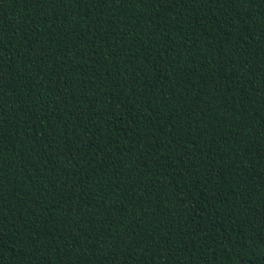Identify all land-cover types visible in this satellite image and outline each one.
Returning a JSON list of instances; mask_svg holds the SVG:
<instances>
[{"label": "trees", "instance_id": "obj_1", "mask_svg": "<svg viewBox=\"0 0 264 264\" xmlns=\"http://www.w3.org/2000/svg\"><path fill=\"white\" fill-rule=\"evenodd\" d=\"M0 264H264V0H0Z\"/></svg>", "mask_w": 264, "mask_h": 264}]
</instances>
